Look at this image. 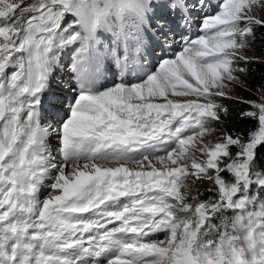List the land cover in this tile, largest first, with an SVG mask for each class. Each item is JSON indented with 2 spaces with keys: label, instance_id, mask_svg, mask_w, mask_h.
Wrapping results in <instances>:
<instances>
[{
  "label": "snow or ice",
  "instance_id": "obj_1",
  "mask_svg": "<svg viewBox=\"0 0 264 264\" xmlns=\"http://www.w3.org/2000/svg\"><path fill=\"white\" fill-rule=\"evenodd\" d=\"M0 264H264V0H0Z\"/></svg>",
  "mask_w": 264,
  "mask_h": 264
},
{
  "label": "bare ground",
  "instance_id": "obj_2",
  "mask_svg": "<svg viewBox=\"0 0 264 264\" xmlns=\"http://www.w3.org/2000/svg\"><path fill=\"white\" fill-rule=\"evenodd\" d=\"M57 80H58V81L61 80V74H58V75H57ZM54 90H58V89H55V86H54Z\"/></svg>",
  "mask_w": 264,
  "mask_h": 264
}]
</instances>
